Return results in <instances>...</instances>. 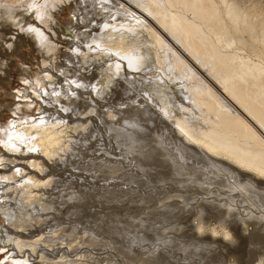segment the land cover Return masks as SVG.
<instances>
[{
  "label": "rangeland",
  "instance_id": "rangeland-1",
  "mask_svg": "<svg viewBox=\"0 0 264 264\" xmlns=\"http://www.w3.org/2000/svg\"><path fill=\"white\" fill-rule=\"evenodd\" d=\"M260 1L264 4V0H259L261 5ZM25 2L27 1L23 2L24 7L31 6V3ZM47 5L49 11L55 7L49 3ZM69 5L70 3H66L57 8L53 12V21L67 25L70 30L77 33L80 29L83 32L79 37L80 42L76 41L77 46L74 48V52L81 50V53L78 52L80 60H74L71 65L73 70L81 67V71L75 73L73 77L70 74L74 71L67 74L63 72L60 74L61 84L51 80L48 73L42 70L44 69L41 68L42 60L27 42L18 43L21 45L14 53L19 56L4 51L1 47L6 45L0 42L2 45L0 56L2 55L7 61L13 60L11 70H8V66L5 68L2 66L6 71L5 74L8 75V80L5 87L0 84L2 103L0 127L9 130L14 120L23 123L27 122L26 118L32 121V126H37V130L29 132L31 137L29 140L26 134L24 140L21 139L22 144L19 146L22 152L8 150L0 142V154L5 153L7 157L15 159L13 173L28 174L27 177H17L20 180L16 192L10 196H1L0 226L9 225L10 230L18 234V238L28 243L39 242L41 238L52 236L57 232H62L60 237L64 235L59 239L64 241L60 250L58 247L48 249L43 243H38L36 249L32 250L26 246L22 251L14 244V246L5 245L0 249V264H7L8 257L13 251L18 252L19 259L22 260L21 264H57L62 257L67 258L65 259L68 264H74L71 261H76L78 258H83L85 261L81 264H262V262L264 264V238L260 236L264 235V230L259 227L257 229H260L259 232L262 234L257 230V233H251L256 228L254 224L264 227L263 200L257 199V195L252 194V191L238 186L247 181L245 177L229 172L226 166L209 160L203 152L199 155L193 149L183 147L185 136L176 124L173 106L177 103H189V95H183V89L186 88L184 79L179 81L180 85L171 84L166 93L163 92L166 86L158 89L160 79L155 78V84L153 81L147 82L149 79L153 80V76L148 74L152 72L150 67L152 65L144 66V64L139 69L130 66L135 57L141 61L140 56L145 51L134 49L136 42H133L135 45L131 43L127 47L121 42L117 44L111 35H115V32L124 33L118 29V26H127L130 31L138 29L141 32L138 40L146 38L145 42L153 46L152 51L146 53H152L153 62L157 67L160 66V68L152 66L154 70L174 73L175 66L163 54L165 49L157 45L156 40L162 38L173 50L182 53L186 61L195 68L194 73L200 79V86L209 79L199 71L196 61L165 33L155 16L156 11L147 8L144 0H96L94 7H87L90 9V14L79 21L73 19V10L68 8ZM27 9L24 8L23 11ZM13 10L7 11L6 14H12ZM96 11L102 12L103 16L95 15ZM107 32L111 34L109 37ZM100 33H104V36ZM132 34L136 33L132 32ZM102 37L107 40L103 41ZM109 40L114 41L113 44ZM107 47L111 50L107 51ZM126 52H129V55L123 57L121 54ZM60 53L59 47L48 52L47 56L54 57L50 70L54 68L53 64L59 61ZM89 55H96L97 58L106 57L102 59L100 65L102 67L93 69L94 64L90 66L91 63L87 62L89 58L93 62V56ZM105 59L108 62H105ZM35 60L36 64L33 63ZM81 64L84 66L86 64L92 72L90 69L86 71L87 69ZM25 66H29L28 68L36 74L32 82L36 93L29 88L32 93L27 101L23 98L22 91L32 86L21 79L22 68ZM18 69H21L20 72ZM63 74L65 76L69 74L67 77L72 78L69 82L78 79V83L73 85L71 82L72 87L67 85L68 80ZM160 74L163 75L161 71ZM40 76L44 78L40 80ZM166 80L171 81L168 78ZM150 84H153L152 88L156 87L152 91L154 93H151L150 89L146 90L147 85ZM163 97L166 99L164 102L161 100ZM171 99L176 103L170 102ZM12 101L17 103L19 101L23 106L19 113H15L14 107L10 106ZM39 117L41 119L46 117V123L61 121L63 128L60 131L54 130L53 133L44 132L37 123ZM42 122L41 125L45 126L46 123ZM67 125L73 130L70 129L71 133L66 131L63 134L62 131ZM71 134L74 137L72 142L69 141ZM55 136L63 144L58 146L59 150L56 145L52 146V138ZM25 140L34 142L30 148L33 149L32 151H25L27 147ZM51 149L55 154L52 159L45 155L46 150L51 151ZM40 160H44L47 164L42 171L35 166ZM3 165L4 162H0V177L5 175L7 170ZM180 167H184L183 171ZM219 179L220 184L224 181L229 183V186L224 183V185L217 184L220 182ZM48 180L50 182L44 185L38 182ZM215 180L218 182L216 183ZM234 180L241 182L237 185L238 188L235 186L237 183L232 185L235 183ZM10 182L13 183L14 180H6L3 187ZM258 188L264 191L263 187L258 186ZM16 194L19 195L17 201L12 198ZM9 204L13 206L12 208H18L17 211L20 208L24 211L29 209L26 211L29 214V231L16 229L9 224L4 214L5 210L9 209ZM37 216H40V222L36 221ZM28 220H23L21 225L27 226ZM4 235L7 237L6 233ZM73 241L78 242V245L69 248ZM45 254V257H48L47 262L41 259Z\"/></svg>",
  "mask_w": 264,
  "mask_h": 264
},
{
  "label": "bare ground",
  "instance_id": "bare-ground-1",
  "mask_svg": "<svg viewBox=\"0 0 264 264\" xmlns=\"http://www.w3.org/2000/svg\"><path fill=\"white\" fill-rule=\"evenodd\" d=\"M24 1L25 0H0V42L1 43L4 42L5 45L7 46V48H5L6 46L5 47L3 46L1 48H3L4 51H8L10 54H12V53H14V51L15 52L17 51L18 47H20L21 44H18V43L27 42L29 44V46H32L33 50L38 53V54L37 53L36 54L42 60L41 68L44 67V69H42V70L44 72L48 73L51 80L58 81V83L61 84L62 82L60 79V74H62L63 72L67 74L69 72L72 73L74 71L73 74H70V76L73 77V75L75 73L78 74L79 71H81V67L73 70L71 68V65H73L72 63L74 60H76V59L80 60V58L78 56V52H80L81 50L76 51L77 52L76 53V52H74V48H76L75 46H77V44L75 42L76 41L80 42L81 38L79 39V37H80V34L82 35L83 32L80 29V32L77 33L76 31L70 30L67 25H63L61 23L59 24L58 22L53 21V17H54L53 12H55V10H57V8H59L61 5L66 4V3L67 4L70 3L68 8L73 10V12H72L73 19L79 21L85 15L90 14V9H87V7H91V6L94 7L93 4H94V1H96V0H42V1L41 0H36V1L26 0L27 2H25V3H28V4L31 3V6H27V7L23 6ZM91 2H93V3H91ZM48 3L53 4L55 6L54 8H52L50 10L51 13H50L49 8H48L49 6L47 5ZM119 3H121V2L119 1ZM144 3H145L147 8L156 11L155 16L158 18V21L162 25L165 33L167 35H169L172 39H174V41H176L186 51V53L189 54L190 57L194 61H196L197 66L199 67L198 68L199 71H202L203 74L209 79V81L207 83H204L203 85L199 86L200 79L194 73L195 68H193L186 61V59L181 55L182 53L179 54L178 52L173 50L162 38H159L158 40H156L157 45H159L160 48L165 49L163 54L165 57L169 58L171 63L173 64V66H175L176 72H174V73H172L171 71H170V73H168L165 70H160V69L157 72H156V70H154V68H158V67L160 68V66L157 67L156 63L153 62L154 59L151 58L152 53H148V54L146 53L149 51L151 52L153 46H150V44L145 42L146 38L138 40L139 36L141 35V32H139L138 29H136L137 31L136 30L130 31V30H128L129 28H127V26H120V27L118 26V29L120 31L124 32L123 34H120L118 32L116 33L115 31H117L118 29H115V31H114L115 35H111L110 33L109 34L114 37V39H115L114 41H116L117 44L118 43L120 44V42H121V43H124V45L127 47L131 43L136 42L135 43L136 45L133 43L135 45V47H133V48L137 49V50H144L145 51V53L142 56H140L141 61H139V58L135 57L134 60L132 61V64L130 63V66L133 68L139 69L144 64H145L144 66L152 65L154 68L152 66H150L152 68V72L148 73V74H151L153 76V80H150L147 77L149 79L147 82H149V81L154 82L155 78L160 79V83H159L160 88H159V86H157L158 89H163V86H166L167 88L165 89V91H163L166 93V91L168 89H170L171 84H177L178 85L180 83L179 81L184 79V84H185L186 88L183 89L184 93L183 92L182 93H183V95L184 94L189 95V97H188L189 103H185V102L183 104L177 103V105L173 106L175 108V109H173V113H174L173 116H175V121H177L176 124L181 129L180 131L183 132V135L185 136V140H184L185 145L182 144L183 147L186 149H191V150L193 149V151L197 154L203 152V153H205V155H207L209 160H212V161L214 160L215 162H220L221 164L226 166V169H228L229 172H233L237 176L245 177L247 179V181L244 184H243V182H242V184H239L241 182H237L235 180H234L235 183L232 184V182H233L232 181L231 184L235 185L237 183L235 185L236 187L239 184L238 186L242 187V189L250 191V192L252 191V194L253 193L256 194L257 197H256V195H253V196H255L257 199L259 198V199L263 200V202H264V191H262L261 188H260L261 190L258 188V186L264 188V4H262L260 1V3H261V5H260L259 0H144ZM51 7H52V5H51ZM24 8L25 9L28 8V9L26 11H23ZM37 8H39V10H37ZM104 8H106V7H104ZM11 9H14L12 11V14L11 13L6 14V12L10 11ZM15 10H18V11H15ZM108 11H110V9ZM120 11H122V10H120ZM101 13H97V11H96L95 15L101 14ZM91 14H92V12H91ZM101 16H103V15L101 14ZM92 19H93V17H92ZM37 21H39L40 23H38ZM47 22H49V23H47ZM48 24H49V26H48ZM98 29H100V28H98ZM69 32H70V34H69ZM132 32H135L136 34L133 35ZM103 34H101V35H103ZM107 34H108V32H107ZM109 34H108V37H109ZM112 34H114V33H112ZM105 35H106V31H105ZM113 37H111V38H113ZM97 38L98 37L96 34V39ZM102 38H103V41H104V39L107 40V38H104V37H102ZM111 40H113V39H111ZM111 40H109V41H111ZM113 42H112V44H113ZM24 43H23V45H24ZM27 43H26V45H28ZM105 43H107V42H105ZM114 44H116V43H114ZM0 46H2V45H0ZM58 47L61 50V53L59 54V57H58L59 64H58V62L57 63L55 62V64H53L54 68L52 70H50L49 67L52 66L51 61L54 60V57L47 56L48 52H50L54 48H56V50H57ZM121 47H122V45H121ZM3 49H1V50L3 51ZM106 49H107V51L111 50V48H109V47H107ZM123 50H125V49L123 48ZM128 50H130V48ZM177 50H179V49H177ZM53 51H55V50H53ZM83 52H84V50H83ZM19 53H21V52H19ZM7 54L8 53H6V55ZM22 55L24 56L25 54H22ZM121 55L123 57H127V55H129V52H126V53L121 54ZM159 55H160V53H159ZM16 56H19V55H16ZM23 56H22V58H23ZM92 56L93 55H91L90 57H92ZM157 57L159 58V56H157ZM104 58H106V57L97 58V56L94 55L93 56V62H91L92 60L90 58L89 59L87 58L88 60L87 59L86 60L88 63H91V64H89L90 66H93V64H94L93 69H95V68L97 69V68L102 67L100 65L102 63V59L104 60ZM16 59H17V57H16ZM56 60L57 59H55V61ZM12 61L13 60L7 61V59H4L2 55L0 56V84H2L3 87H5L4 86L5 84H7L8 75L5 74L6 71H4L5 69H3L2 66L4 68H5V66H8L7 67L8 70H11V67H12L11 62ZM188 61H190V60H188ZM34 62H36V60L33 61V63ZM105 62H108V60L105 59ZM34 64H36V63H34ZM23 65H22V67H23ZM95 65H97V66H95ZM81 66H83V68H86L87 69L86 71H88L90 69L89 67H86V64H85V66L81 64ZM28 67L25 66V68H22L23 76L21 77V79L23 81L28 82L30 84V86H32V87H26L22 91L23 98H25L26 101L29 98H31L30 95L32 92L36 93V90L33 87V83H32L34 75H36V74H34V72L31 71V69H29ZM18 70L20 72L21 69H18ZM90 71H91V69H90ZM160 71L163 73L162 76L160 74ZM67 76H65L68 80L67 85H71V87H72V84L76 85L78 83L77 82L78 79H76V80H72L71 81L72 84H71V82H69V81L72 78L70 76L69 77H67ZM140 77L143 80L142 76H140ZM165 77H167L171 81L166 80L167 78H165ZM39 78L41 80L44 77L40 76ZM74 78H76V77H74ZM136 78H137V76H136ZM202 78L203 77H201V80H202ZM63 79H65V78H63ZM138 79H140V78H138ZM138 79H136V80H138ZM129 80H126V82L127 81L129 82ZM156 81H158V80H156ZM154 84H155V82H154ZM133 85H134V83H133ZM144 85H146V84H144ZM152 85L153 84L147 85L148 88L146 86H144V87H146V90L150 89L151 93H154L152 91L154 88L156 89V87L152 88ZM108 87H109V84H108ZM141 87L142 86H140V88ZM196 87H198V88H196ZM29 88L32 89V92H30ZM138 88H139V84H138ZM73 89H76V88H73ZM105 89H107V88H105ZM140 90H137V91H140ZM150 90H148V91H150ZM173 90H174V88H173ZM161 91L162 90H160V92ZM167 93H169V92H167ZM4 95H6V93ZM164 97L161 99L162 102L166 101V99H165L166 97L165 98ZM60 100H62V99H60ZM158 100H160V99H158ZM1 101H3V100L1 99ZM172 101L173 100L171 99L170 102H172ZM170 102H168V103H170ZM172 103H176V102H172ZM1 106H2V103L0 102V107ZM10 106L14 107L13 111L15 113H19L20 109H23V106L20 104L19 101H18V103L15 101L14 102L12 101L10 103ZM169 107L170 106H168V109H169ZM26 120H27V122L24 121L23 123L22 122L19 123L18 120H14L13 125H11V128H8L9 130L0 127V142H2L8 150L14 149V150H19L22 152V149L19 146L22 144L21 139L24 140L23 138H24V135L26 134L28 136L26 138H28V140H29V138H31L29 136V132H33V131L37 130V128H36L37 126L36 125L32 126L33 123H31L32 121H30L29 118H26ZM37 120H38L37 123L40 125V128H43L44 132H47V131L52 132L54 130L60 131V129L63 128L61 121L59 123H51V122L46 123L45 122L46 117H42V119L40 118ZM40 120H41V122L43 121L46 123L45 126L41 125ZM14 123H16V125ZM59 126H60V128H59ZM20 127H22V128L20 129ZM67 128L69 130H67ZM67 128L62 131L63 134L66 133V131L70 132V129L73 130L71 126L67 125ZM62 133H60V134L63 135ZM58 137H60V136H58ZM69 137H70L69 141L72 142L73 141L72 139H74L73 134H71ZM52 139H53V141H52L53 144L52 143H50V144H52V146L56 145L58 148V146L61 144V140L58 141L56 136ZM25 141L27 143V147H26L25 151L26 152L32 151L33 149H30V148H31V145L34 144V142L33 141H27V140H25ZM36 141H38V140H36ZM69 141H67V142H69ZM18 142H20V143H18ZM61 145H63V144H61ZM72 146H70V148ZM47 147H49V145ZM59 149L60 148H58V150ZM45 155L47 157H50L51 159L55 156L54 151H52V149H51V151L46 150ZM65 155L67 156L68 154L66 153ZM71 155H72V153H71ZM199 155H201V154H199ZM211 157H213V158H211ZM0 162H2V163L4 162V165L7 168L5 175H2L0 177V187L2 186L0 189V199H1V196L2 197H4L5 195L10 196L14 192L17 191L18 183L20 180L17 177H27L28 174L23 175V172L21 170H19V172H22V173H19V174L18 173L16 174L15 172L13 173L12 168L14 167V165H16V164H14L15 159H13L12 157H7V155L5 153L0 154ZM179 163H180V161H179ZM46 165L47 164H46V162L44 163V160L43 161H41V160L37 161V163L35 164V166L38 169H40L41 171L45 168ZM183 168L184 167H182L181 170ZM21 174H22V176H21ZM191 178H192V176H191ZM191 178H190V180H191ZM6 180H10V181L14 180V182L13 183L10 182L9 184H6L3 187V183ZM204 180H203V182H206ZM218 181H220V182L217 183ZM218 181L215 180V182L217 184H220L221 180L219 179ZM38 182L41 183L42 185H44V184L49 183L50 180L38 181ZM190 183H191V181H190ZM194 183H195V181H194ZM212 183H211V185H213ZM223 183L227 184L223 181L222 184H220V185H224ZM236 187H234V188H236ZM1 192L4 193V195H2ZM120 193L121 192H119V194ZM180 194H182V193H180ZM169 195L171 196V194H169ZM172 195H173V193H172ZM18 196L19 195L16 194V196L15 197L13 196L12 198H14L17 201ZM175 196H177V195L175 194ZM77 197H79V196H77ZM233 202H235V201H233ZM30 203H33V202H30ZM221 206H223V205H221ZM12 207L13 206L10 205L9 209H6L4 212L5 217L7 218L9 224L11 226H14L16 229L19 228V230L29 231V228H28V226H29V220H28L29 214L26 212L29 209L24 211V210H22V208H20V210L17 211L18 208H12ZM173 208H174V206H173ZM232 209H233V206H232ZM171 210H172V207H171ZM51 214L53 215V213H51ZM166 216H165V218H166ZM30 219H31V217H30ZM23 220H28L27 226L21 225ZM48 220H49V218H48ZM258 220H259V218H258ZM36 221L40 222V216H37ZM8 226H7V224H3L0 226V235H1V241H2V244L0 245V249L3 248L5 245L11 246L14 244L17 247V249L20 248L21 251L26 246H29V248L32 250L36 247V245H38V243L46 244L47 246H45V247H48V249L49 248L56 249L58 247V249L60 250L61 248H63L64 241L59 240V239H62L64 237V235H63V237H60V235H62V232H57L56 234H53L52 236L51 235L45 236L44 238H41L39 242L28 243V242L22 241L20 238H18V234L15 231L10 230V228ZM253 226L256 227L255 230L254 231L252 230V232L249 231V233L250 232L251 233H257V231L259 232L261 228H263L261 230H264L263 226H258L255 224ZM247 227L248 226H246V230H247ZM259 227H260V229H257ZM253 228H251V229H253ZM249 230H250V228H249ZM4 233L7 234V237H6V235H4ZM260 234H262V233H260ZM260 236H262L264 238L263 234ZM57 240H59V241H57ZM6 242L8 244H4ZM77 243L78 242H74V243L70 244L68 247L69 248L74 247V246L78 245ZM44 250L46 251L45 248H44ZM64 252L65 251H63V253ZM46 254H48V253L46 252ZM46 254L41 256V259L43 262L48 261V259H47L48 257L47 258L45 257ZM19 258H20V256H19L18 252L13 251L9 255L8 261L7 262L5 261V262L7 264H15V263L21 264L22 260ZM65 258L66 257L59 258L60 260L57 262V264H61V263L62 264H68V262L66 260L67 258L66 259ZM49 260H50V258H49ZM82 261L85 262L83 260V258H78V259H76V261L75 260L71 261V263L74 262V264H81ZM48 264H50V263H48ZM262 264H263V262H262Z\"/></svg>",
  "mask_w": 264,
  "mask_h": 264
}]
</instances>
